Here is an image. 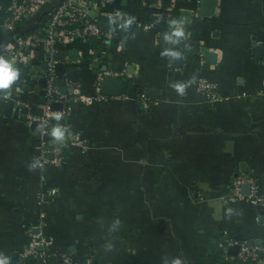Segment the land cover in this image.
<instances>
[{
	"label": "crops",
	"instance_id": "1",
	"mask_svg": "<svg viewBox=\"0 0 264 264\" xmlns=\"http://www.w3.org/2000/svg\"><path fill=\"white\" fill-rule=\"evenodd\" d=\"M198 1L115 0L100 19L110 38L61 47L70 86L57 88L67 97L77 86L94 96L102 73L122 75L119 96L71 101L69 117L51 123L50 140H61L53 130L64 125L88 146L66 147L62 168L35 165L39 131L25 120L45 104V55L31 47L14 62L19 78L0 91L8 94L0 100V254L9 264H30L19 254L34 228L52 251L97 264H239L228 253L234 242L264 249V207L224 198L241 172L264 186V0H218L209 18ZM58 2L2 35L0 56L9 59ZM201 76L216 83V101L195 92Z\"/></svg>",
	"mask_w": 264,
	"mask_h": 264
},
{
	"label": "built area",
	"instance_id": "2",
	"mask_svg": "<svg viewBox=\"0 0 264 264\" xmlns=\"http://www.w3.org/2000/svg\"><path fill=\"white\" fill-rule=\"evenodd\" d=\"M114 2L115 0H59L54 7L48 10L46 21L41 22L42 24L39 23L34 31L19 39L17 46L9 51V59L18 63L30 55L28 50L31 47H40L47 63L46 86L44 89L45 104L42 113L39 116L30 112L25 115L28 126L34 122L40 123L38 135L41 150L34 160L37 167L62 168L66 162L64 150L66 147L76 149L82 153L87 150L86 140L78 132L71 131L64 125L58 126L65 133L63 140H50L48 138L51 119L53 117L64 120L68 118L71 112L68 105L71 101L89 105L93 101L108 102L114 99V97L103 95L100 92V82L104 76L121 77L120 73L109 71L98 75L94 96L81 95L77 86L72 88V96L67 97L56 86L59 77L58 72L55 70L56 65L59 64L56 54L61 47L69 45L74 39L111 37L112 33L109 29L106 33L101 29L100 19L109 17L108 7ZM49 3L50 0H22L20 2L18 0H0V7L3 10L1 15H6V17L0 16V29L5 30L8 34L15 33L18 24L36 12L38 13L39 10L44 9ZM91 12L94 13L93 16L90 15ZM2 38L0 33V39ZM60 83L61 86H70L65 73H63ZM194 89L197 95L209 101H216L218 98L216 83L204 76L196 79ZM5 93L7 92H0V100L5 101L8 99V94ZM55 102L63 103V108L54 110L52 107ZM143 105L144 108L148 107L145 102H143ZM48 154L51 155L50 158ZM244 186L248 188L247 192L242 190ZM56 194L57 189L53 188L46 195H43L42 199L54 197ZM224 198L233 202H249L264 207V186L255 176L241 172L231 180L229 193ZM41 201L47 203L46 200ZM32 230H35V228L29 229V239L19 254L21 261L30 264H97L91 256L78 262L66 251H52V239L43 235L40 231L32 233ZM234 245L238 246V251L231 259L239 264L257 263L260 261L261 255L264 254V249L253 246L247 241L234 242Z\"/></svg>",
	"mask_w": 264,
	"mask_h": 264
},
{
	"label": "water",
	"instance_id": "3",
	"mask_svg": "<svg viewBox=\"0 0 264 264\" xmlns=\"http://www.w3.org/2000/svg\"><path fill=\"white\" fill-rule=\"evenodd\" d=\"M20 1V0H18ZM146 4H156L158 0H143ZM198 14L200 17L202 18H209V17H212L213 14H214V11L217 7V3H218V0H199L198 2ZM197 7V5H196ZM188 13H186L185 16H187ZM91 16L94 15L93 12L90 13ZM189 16V15H188ZM182 22H188L189 21V17L186 18V19H182L181 20ZM100 27L102 30H105V31H108V23H107V20H102L100 21ZM180 33L182 34H186L185 31H179ZM259 50H261V47H257ZM75 51H72L71 55H74L75 56ZM207 57H211L213 58L214 55H212L211 53L207 52L206 54ZM56 58L58 60H64V53L63 52H58L56 54ZM172 60H178V61H181L180 60V57H177V56H174L172 58ZM47 68V63L44 62L42 64V69L45 70ZM55 70L56 72H61L62 70V65L59 63L56 65L55 67ZM77 72L76 71H73L71 70L69 72V75H70V79L72 81H75V76H76ZM40 82H42V84H44L45 80L44 79H41ZM60 84L59 83H56V86H59ZM73 89H70V92H72ZM100 92L103 94V95H106V96H111V97H116V96H119L120 93H121V81L119 78H116V77H109V76H104L102 77L101 79V82H100ZM54 95V94H53ZM72 106H76V103L72 104ZM53 108V107H52ZM54 109V108H53ZM55 110V109H54ZM38 114L41 115L42 113V109L38 110L37 112ZM64 122V119H59V118H56V117H53L51 119V123L52 124H58V123H63ZM32 127H35V131H39V128H40V123L39 122H34ZM48 157L50 158L51 155L48 154ZM247 187L244 186L242 188V190L244 192H247ZM238 251V246L237 245H232L228 248V253L230 255H236ZM263 255V254H262ZM261 255V256H262Z\"/></svg>",
	"mask_w": 264,
	"mask_h": 264
},
{
	"label": "clouds",
	"instance_id": "4",
	"mask_svg": "<svg viewBox=\"0 0 264 264\" xmlns=\"http://www.w3.org/2000/svg\"><path fill=\"white\" fill-rule=\"evenodd\" d=\"M181 33L177 32V35ZM19 69L11 60L0 56V91L7 90L19 78ZM7 94V93H5ZM63 130L56 128L53 130V135L57 139H62ZM0 264H9V258L0 254Z\"/></svg>",
	"mask_w": 264,
	"mask_h": 264
},
{
	"label": "trees",
	"instance_id": "5",
	"mask_svg": "<svg viewBox=\"0 0 264 264\" xmlns=\"http://www.w3.org/2000/svg\"><path fill=\"white\" fill-rule=\"evenodd\" d=\"M0 16H4V15L2 14V15H0ZM0 33H1V35H5V34H6V31L3 30V29H0ZM57 75H58V77H59V78H58V79H59V82H58V83L61 84L60 81H62V78H63V72H58ZM31 112H32V111H31ZM33 112H34V111H33ZM33 112H32V113H33Z\"/></svg>",
	"mask_w": 264,
	"mask_h": 264
}]
</instances>
